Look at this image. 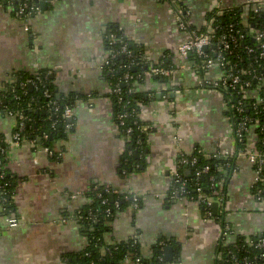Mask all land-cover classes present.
<instances>
[{"label":"crops","instance_id":"crops-1","mask_svg":"<svg viewBox=\"0 0 264 264\" xmlns=\"http://www.w3.org/2000/svg\"><path fill=\"white\" fill-rule=\"evenodd\" d=\"M254 2L264 0H183L182 13L165 0H48L37 4L26 31L14 17L18 0H0V92L14 73L44 69L57 94L83 97L71 108L72 131L53 143L51 155L28 140L12 143L16 120L0 113L3 169L14 182L11 198L18 220L8 228L0 208V264H71L70 257L86 245L75 215L93 185L139 198L140 205L116 216L107 241L135 238L147 258L158 244L170 246L173 261H165L164 251L160 264H215L222 222L233 232L225 242L264 233V209L253 195L255 173L247 157L256 151V137L249 131L247 152L238 155L224 97L208 88L222 73L200 71L193 55L177 57L178 46L204 27L210 10L240 7L246 14V5ZM113 25L171 71L169 80L146 77L138 88L155 96L139 116L153 130L145 136L143 152L134 153L139 162L129 171L122 165L127 145L113 118L102 69L103 37ZM176 142L186 153L199 148L206 155L235 156L225 202L217 211L212 208V220L204 219L195 202L170 195Z\"/></svg>","mask_w":264,"mask_h":264},{"label":"trees","instance_id":"trees-1","mask_svg":"<svg viewBox=\"0 0 264 264\" xmlns=\"http://www.w3.org/2000/svg\"><path fill=\"white\" fill-rule=\"evenodd\" d=\"M205 19L206 24H210L212 31V48L206 50V55L212 59L215 56V49L218 48L220 36L229 34L242 35V39H239L235 46L231 45L229 51L223 52L225 61L223 60L221 63L223 66L219 70L227 75L231 72L240 73L239 78L241 84L248 81L250 84L249 87H243L241 90L240 85H238L236 89L229 90L213 87L211 83L208 88L215 89L223 95L227 108L228 106H233L232 108H228L227 114L234 130L242 118L247 117L251 120L243 140L236 142L237 150H246L248 134L252 130L256 137V150L262 151L264 148V50H261L253 41L252 35L257 31L264 30V10H261L258 14H254L249 10L244 14L243 9L240 7L228 8L221 11L213 9L206 14ZM206 31L207 27H203L198 33H205ZM103 42L107 52H114L116 54L110 62V65L106 66L105 70H103V76L110 86L109 97L113 105L114 121L116 123V117L124 112L127 115V119L123 128L131 127L133 129L131 142L126 144V155L122 158L124 169L129 171L134 164L139 162L138 156L136 158L134 153L140 154L143 152L144 140L147 134L141 132V128L148 123L143 122L139 118L140 109L150 99L155 97L145 91H140L138 88L143 84L145 78L149 77L147 73L151 66H161L166 69L167 66L164 63L157 64L143 60L144 50L132 40L128 39L117 26L113 25L108 27V30L104 34ZM124 43L131 52L132 57L130 59L119 54L121 46ZM262 43L264 45V39ZM246 48H251L253 52L248 53ZM261 54L262 56H260ZM194 61L198 63L199 59L194 56ZM131 62L133 64L126 69L125 66H128ZM242 71H250L252 74L260 75L261 79L256 80L250 76L242 75ZM47 72V70L41 69L34 73H14L11 83L6 86L5 90L0 92V113L8 115V112H10L13 116L19 113L22 114L28 120L25 123L23 131L20 132V137L27 136L28 139H34L37 146L50 149L57 140H66L68 133L73 129L72 121L68 123L67 120L61 118L62 110L65 107L72 108L75 101L83 97L75 93L69 95L57 94L53 86L52 75H47ZM125 72L131 75L132 79L124 80L123 75ZM36 78H40L42 82H36ZM149 78L154 80H169L168 77ZM27 80L35 81L37 88L27 86L26 90L23 91L21 84ZM113 88H118L120 93H112ZM45 90L50 92L51 99L57 101L59 105V112L57 114L50 111L48 107L50 100L43 96ZM237 105L241 106V113L236 112L235 108ZM15 120L14 133L17 132V117ZM53 123L55 124L53 125ZM67 125L71 126L69 131L65 128ZM44 135L47 136L46 139H44ZM138 140L141 142L140 146L136 144ZM0 147L6 148V143L1 139ZM192 157L196 158V163L193 166H179V173L186 182L184 190L187 192L179 198H185L190 201H194L196 198L195 189L197 187H200L205 195L212 194L209 177L213 176L216 180L225 177L227 180L231 170L235 167L234 155L226 158L221 156L215 157V154L206 155L199 148H195L187 155L189 159ZM3 158L4 155L0 153V208L3 216L16 217L11 198L14 182L10 175L3 169ZM205 166L209 167V172L197 177L196 173ZM220 169L225 171V174ZM262 174H264V170H262ZM96 186V190H92L94 185L91 186L92 189L86 194L87 204L78 211L84 217L88 214H93L96 217V222H79L85 231L86 245L81 252L70 257L71 264H134L136 257H139L143 264H160L159 257L161 252L158 246L152 249V256L147 258L142 254L139 242L135 238L123 241H107V236L112 233L110 225L116 216L134 204L140 205V200L137 197L136 201H133L131 197L125 199L124 196L126 194L114 193V198L111 201L110 196L107 197L103 194V186ZM177 188L179 186L173 183L172 179L171 196ZM3 190H5V193H3ZM99 194H101V198L98 197ZM105 198L107 201L102 204L101 201ZM115 202H117L118 208H114ZM106 209L110 210V215L105 213ZM224 224L225 222H222V227ZM261 236H264V233ZM261 236L256 235L250 238L256 241ZM234 245L242 246L239 252L235 251L237 258L245 255L251 257L257 253V251H252V248L243 246L244 237L238 236L234 244L231 243L228 246L220 244L217 247L216 255L222 256L228 249L235 250ZM175 256L177 257L178 255L176 254ZM217 260L215 264L218 263ZM261 263H264V261Z\"/></svg>","mask_w":264,"mask_h":264},{"label":"built area","instance_id":"built-area-1","mask_svg":"<svg viewBox=\"0 0 264 264\" xmlns=\"http://www.w3.org/2000/svg\"><path fill=\"white\" fill-rule=\"evenodd\" d=\"M47 1L48 0H18V3L16 4L15 10H14V17L24 24V26H25L24 28L26 31H29L28 22L38 11L37 4L40 2H47ZM165 1H171L174 5H176L178 10L180 12H182V5H181L182 0H165ZM246 7L250 11H252L254 14H258L264 8V2L248 3L246 5ZM216 10L221 11L220 9H217V8H216ZM179 22H180L181 28H183V29L187 28L185 22H183V21H179ZM204 27H207V31L205 33H198L199 31L198 32L193 31L188 35L186 40L178 46L177 57L181 58V59H187L190 55L196 56L199 59V62L197 63L196 67L200 71L207 70V69H213V68L220 69V67L223 66L221 63L223 62V60L225 61V59L223 57V52L229 51L231 48V45L235 46L237 44L238 40L242 39V35H240V34H238V35L229 34V35L220 36L218 48L215 49V51H214L215 56H214V59H212L206 55V50H205V49L208 50V49L212 48V35H211L212 31L210 28V24H205ZM230 27H232V26H230ZM111 38L113 39L112 36H111ZM252 39L260 47L261 50H264V45L262 43V40L264 39V30L257 31L255 33H253ZM246 50L248 53L253 52V50L251 48H246ZM119 54L127 57L128 59H130L132 57L131 52L128 50L127 45L125 43L121 46ZM115 55L116 54H114V52H107L106 60H104V62H103V68H102L103 70H105L106 66L110 65V62L114 59ZM260 56H262V54ZM143 60L150 62V63L153 62L149 58V56L146 55V53H144V55H143ZM131 64H133V63L131 62L128 66H125V68L126 69L129 68ZM109 70H112V69H109ZM241 73H242V75L250 76L256 80L261 79L260 75L252 74L250 71H246V72L242 71ZM49 74H51V73L47 72V75H49ZM170 74H171V71L169 69L162 68L161 66H156V67L151 66L149 72L147 73V76H149V77H169ZM239 76H240V73H238V72H235V73L231 72L228 75L225 73H222L221 77L217 81L212 83L213 87H220L222 89H229V90L236 89L238 85H240L241 90L243 87H245V88L249 87L250 84L248 81L241 84ZM123 79L127 81V80L132 79V77L127 72H125L123 75ZM36 82L41 83L42 81L40 78H36ZM36 82L32 81V80H27L26 82L21 84V88L23 91L26 90L27 86H32V87L34 86L37 88ZM114 92L119 94L120 90L118 88H115V89L113 88L112 93H114ZM43 96L50 100L48 102V107L50 108V111H53L55 114H57L59 112V105H58L57 101L51 99V94L48 90H45L43 92ZM232 107L228 106V108H232ZM235 109H236L237 113L242 112L240 105H237ZM8 115L15 117V118L17 117V120H18L17 132H15L13 134V138H12L11 142L15 143V144H19L22 140H28L32 144H35L34 139H28L27 136L20 137V132L23 131L25 123L28 119H26L20 113L13 116L10 112H8ZM60 116L63 120H67L69 123L71 120V117H72L71 108L65 107L62 110ZM139 116H140V113H139ZM126 119H127L126 113H124V112L120 113L116 117V125L120 131V134L122 135L121 136L122 139L126 142V144L127 143L129 144L131 142V139H132L131 136H132L133 129L131 127H127L126 129L123 128L125 126ZM250 123H251V120L247 117L242 118L238 122L237 127L234 130L235 142H241L243 140L244 135L248 131V125ZM54 124L55 123H53V125ZM134 124H136V123H134ZM65 128H66V130L69 131L71 126L67 125ZM122 129H124V130H122ZM151 130H153V126L151 124H147L146 126H143L141 128L142 133H148ZM46 138H47V136L44 135V139H46ZM136 144L138 146H140L141 142L138 140V141H136ZM175 147L178 149V157H177L178 159H177V166H176V168L172 174V179H173V183L178 185L179 188H177L175 191H173L171 197L172 198H179L180 196H183L184 194L187 193L184 190V188L186 187V182H185V180H183L181 174L179 173V166H193L196 163V158L195 157H192L190 159L187 158V155L189 153L184 152L183 149H181V147L179 146V144L177 142H176ZM5 149L6 148L0 147V153L4 155ZM43 149L45 151H47L50 155L52 154V152L49 148L43 147ZM237 152H238V155H240V154H244L247 151L237 150ZM230 155H232V154H229L226 152H218L215 154V157L221 156L223 158H226ZM247 157H248L249 161L253 164L254 173H255V177H254V181H253V185H252V190L254 191L253 195H254L255 200L258 201L259 204L262 205V207L264 209V174H262V170H264V148L262 151L256 150L255 152H251V151L247 152ZM220 170L222 171V169H220ZM208 172H209V167L205 166L204 168H202L200 171H198L196 173V176L199 177L201 175L207 174ZM222 172H223V174H225V171H222ZM232 172H233V169H232L231 173ZM229 175H228V177H229ZM209 181H210V189L212 190V194L205 195L201 191V188L197 187L195 189L196 198L193 201L202 208L203 217L205 220L214 219L213 215H212L213 203H218V205L221 206V205H223V203L225 202V199H226L225 190L223 192V189H225V187H226V181H227L226 178L222 177V178L216 180L213 176H211V177H209ZM96 188H97V186H94L93 189L90 187L86 190V192L84 194H87L88 192H90L91 189L96 190ZM3 193H5V190H3ZM103 194L106 195L107 197L111 196V195L114 196V191L110 190L107 187H103ZM123 194H126V196H124L125 199H128L129 197H131L133 199V201H136V197L132 193L125 192ZM71 197L75 198L76 196H71ZM98 197L101 198V194H99ZM191 200H193V199H191ZM106 201H107V199L105 198L101 202H102V204H104V203H106ZM114 206H115L114 208H118L117 202L114 203ZM131 207L136 208L137 205L134 204ZM105 213L107 215H110V210L106 209ZM75 219L79 222H83V221H87V222L89 221L92 223L96 222V217L93 214L92 215L88 214L86 217H84V216L80 215L78 212L75 215ZM5 221H6L7 227L10 229L15 228L18 225V220L14 216H6ZM222 230H223V235H222V241L220 244L228 246L231 243L225 242L224 239L228 235L233 234L232 228H231V226H229V224L225 223L222 227ZM259 236H261V234ZM234 242H235V240H234ZM234 242H232V244H234ZM243 246L252 248V251H257V253L252 255L251 257H248L247 255H245L241 258H237L236 252H239L241 250L242 246L240 247V246L234 245L235 250L228 249L224 255H222V256L217 255V259L220 260V262H219V260L216 259L218 261L217 264H264V263H261L264 261V236H261L256 241L252 240L250 237H244V245ZM158 247H159L160 252H161V255L159 257V262L161 263L163 261V254L165 251V247L161 243L158 244ZM134 264H143V263L139 257H136L134 260Z\"/></svg>","mask_w":264,"mask_h":264},{"label":"water","instance_id":"water-1","mask_svg":"<svg viewBox=\"0 0 264 264\" xmlns=\"http://www.w3.org/2000/svg\"><path fill=\"white\" fill-rule=\"evenodd\" d=\"M205 50H207V49H205ZM113 198H114V196L111 195L110 200L112 201ZM218 207H219L218 203H213V205H212L213 211H217ZM165 261L168 263L173 261V250L170 246H167L165 248Z\"/></svg>","mask_w":264,"mask_h":264}]
</instances>
